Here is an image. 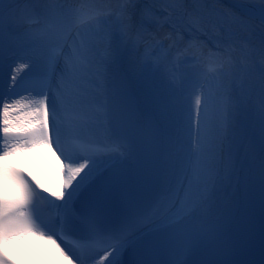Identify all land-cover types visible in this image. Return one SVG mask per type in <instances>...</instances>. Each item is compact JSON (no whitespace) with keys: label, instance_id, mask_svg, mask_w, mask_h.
<instances>
[{"label":"snow or ice","instance_id":"6c2138e0","mask_svg":"<svg viewBox=\"0 0 264 264\" xmlns=\"http://www.w3.org/2000/svg\"><path fill=\"white\" fill-rule=\"evenodd\" d=\"M87 2L39 0L41 23L34 18L31 0H26L27 6L19 15H14L10 7L17 0H0V264H19L9 250L33 238L46 239L56 246L58 264H75L72 256L79 264H264V0H256L258 9L253 4L246 12L224 11L242 33L260 30L256 49L259 64L249 63L247 58L242 61L246 70L259 72L262 95L258 153L251 146L244 161H236L243 176V196L228 213L213 211L222 174L236 170L233 145L225 134L232 127L235 105L230 93L219 101L218 93L211 90L196 94L195 148L189 146L179 157L176 144L163 130L147 145L151 157L177 156L183 166L182 179L167 196L170 208L176 210L173 223L180 228L164 240L112 220L116 188L128 181V175L109 178L98 164L127 160L136 152L130 136L115 127L126 112L124 90L101 65L111 66L118 60L125 37L135 33L137 39L143 38L136 21L137 0H118L119 32L106 35L105 56L99 62L94 59V45L85 31L98 23V17L86 9ZM166 4L168 16L157 22L172 24L174 31L168 36L171 47H177L183 39V29L206 27L204 6L190 11L185 0H166ZM13 23L25 25V36L38 42L35 49L25 52L34 68L27 79L17 77L28 64H18L12 73L3 71L6 50L11 48L5 37ZM240 47L247 50L249 43L243 42ZM217 48L219 51L204 57L200 45L190 42L184 51L206 63L205 78L233 75V44L220 43ZM169 77L179 82L175 67ZM15 88L34 93L37 99L23 106L19 101L5 102L6 97L11 100ZM21 107L31 109L25 123L16 115ZM210 107L215 119L209 126ZM178 110L190 137L192 110L183 111L179 106ZM101 119L113 127L108 128L103 141H98L91 136V129ZM53 145L68 163L64 165L63 188H48L49 195L45 196L44 185L6 161L25 150H52ZM89 191L94 195L77 206L75 201ZM42 200L54 209L47 218L39 207ZM54 236L64 242L72 256Z\"/></svg>","mask_w":264,"mask_h":264},{"label":"bare ground","instance_id":"6f19581e","mask_svg":"<svg viewBox=\"0 0 264 264\" xmlns=\"http://www.w3.org/2000/svg\"><path fill=\"white\" fill-rule=\"evenodd\" d=\"M233 0H185V5L191 11L197 7L204 6L205 12V22L206 27L204 29L188 28L183 29L181 32L183 39L178 44V49H180L185 44V38L198 37V35L204 34L206 31L214 30L212 36L215 39H221L227 37L236 43L235 51L232 54V58L236 64L233 69V75L228 77H213L210 76L207 80H204V74L206 72L205 67H197L198 73L195 69H187L184 71L182 83H174L170 80L169 73L165 70L167 63L166 59L171 62L172 57H166L162 48L157 51L158 57L153 58L151 46L154 44L155 37L159 35L161 25H153L158 21L164 19L168 16L166 11V0H137L136 3V16H142L139 19L143 23H138L142 29L143 38L137 39L135 33L130 37H125L121 42L125 51H121L120 60L118 59L111 66L107 65L108 69L115 74V78L120 77V72L122 69L126 70L127 75L134 74V83L142 95L143 102L141 109L143 113L151 111L156 116H158L167 130L170 141L176 144L177 142H182V150L178 153L179 157H183L184 153L187 151L188 147L191 146L195 148L196 142V110L194 107L195 95L201 92H206L208 90L218 93L217 100L227 99L228 97L224 95L225 93L231 94V102L235 105L234 117L232 121V127L225 134L229 139V142L233 145V161L236 163V170L231 173L222 174V182L217 185V190L214 196V212H226L229 206L232 205L235 196V186L236 179L240 173V163L236 161L243 162L246 153H248L251 146L255 147L256 152L259 150L260 143V106H261V83L260 74L258 71H248L243 67L242 61L247 58L249 63L259 64L260 56L256 49L259 45L260 40V30L257 28L254 33L245 34L242 33L239 28L232 24L231 21L224 15V11L233 8L231 3ZM31 6L36 10V0H31ZM113 3V1L111 2ZM27 6L26 0H17V3L11 5L10 7L15 10L14 15H19L21 10L25 9ZM109 8V7H108ZM118 8L113 11V19H107L106 23L103 21H98L94 24L93 31L96 33L94 35H88L91 39L94 47L93 54L94 59L102 61L105 55V49L108 44L106 40V35L109 33H118ZM112 9V8H111ZM110 10V8H109ZM235 12V11H234ZM116 16V17H115ZM156 16L157 21L154 17ZM166 24V23H163ZM105 25V26H104ZM27 27L22 24L13 23L11 28L8 30L9 35L8 41L6 40V45L11 44L10 50H6L5 57L7 60L14 58L12 52H18L23 50H29L32 46L37 43H33L25 36ZM197 30H199V33ZM164 35V33H162ZM181 35V34H180ZM95 36V37H94ZM104 38L101 42L100 38ZM151 38V42L144 46V49L137 50V45L143 39ZM243 38V39H242ZM165 41V40H163ZM167 42L171 40L166 39ZM243 42L249 43V48L244 50L240 47ZM177 47H168L169 51L176 49ZM138 51V55L137 52ZM134 53V54H133ZM125 55V56H124ZM124 57V58H123ZM140 58V62L137 58ZM174 62V61H173ZM5 63V61H4ZM18 64H28L29 67L21 71L17 79L22 75L34 70L33 63L27 58H20L19 62L15 65H5L3 71L5 73H12ZM141 66H138V65ZM104 67L105 65H101ZM176 66V64H175ZM140 67V68H139ZM105 68V67H104ZM135 73L137 75H135ZM201 73V76H200ZM203 74V75H202ZM204 86V90H203ZM32 100L31 97H24L23 99L14 100L19 101L20 105L29 104ZM5 102H13V100H6ZM186 111L191 108L192 110V129L191 136L189 137L186 124L182 118L180 111ZM30 108H27L25 112L18 114L21 119H24L22 123L27 122ZM213 109L210 107L208 115V125L210 126L214 122ZM18 157L26 159L27 163L31 166L37 165L42 170L45 169L46 165H50L51 169H55L57 161H55L48 153L46 149H38L35 151L25 150ZM43 158L44 162H40ZM99 164V163H98ZM182 164L179 162L177 156L171 158L168 157L167 160V183L169 185L172 178L173 169L182 171ZM87 171V169L85 170ZM83 175V173H81ZM79 179V177H77ZM75 183V182H74ZM176 210L174 209L172 213ZM172 213L170 214L171 219H176ZM168 218V219H170ZM43 250L42 245L34 239L27 243H23L17 248V252L20 256L31 255L32 253H39ZM27 253V254H26Z\"/></svg>","mask_w":264,"mask_h":264}]
</instances>
